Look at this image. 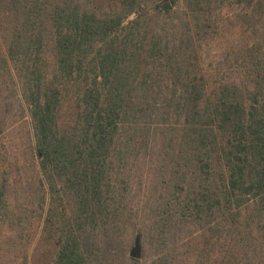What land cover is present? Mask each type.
<instances>
[{
  "label": "trees",
  "instance_id": "obj_1",
  "mask_svg": "<svg viewBox=\"0 0 264 264\" xmlns=\"http://www.w3.org/2000/svg\"><path fill=\"white\" fill-rule=\"evenodd\" d=\"M161 1L0 0V264H264V0Z\"/></svg>",
  "mask_w": 264,
  "mask_h": 264
},
{
  "label": "rangeland",
  "instance_id": "obj_2",
  "mask_svg": "<svg viewBox=\"0 0 264 264\" xmlns=\"http://www.w3.org/2000/svg\"><path fill=\"white\" fill-rule=\"evenodd\" d=\"M165 2L170 3V0H162L161 1L162 9H163V5L165 4ZM9 123H13L15 126L17 125V131H16L17 134H19V135L24 134V136H27L29 134L31 123H30L28 111H27L25 105H19L18 103H17V105H15L13 110L10 111ZM143 217H146V216H143ZM136 235H134V237H132V239H130L128 241V253H130L131 248L134 246V241H135ZM142 244H143V255H142V258H140V259L144 260L143 258L145 257L146 249H145L144 243H142ZM149 260H151V259H149Z\"/></svg>",
  "mask_w": 264,
  "mask_h": 264
},
{
  "label": "water",
  "instance_id": "obj_3",
  "mask_svg": "<svg viewBox=\"0 0 264 264\" xmlns=\"http://www.w3.org/2000/svg\"><path fill=\"white\" fill-rule=\"evenodd\" d=\"M172 5L169 2H165V4L163 5V9L167 10V9H172ZM141 234H137L135 236V241H134V246L131 248L130 250V256L140 259L142 258L143 255V244H142V238H141Z\"/></svg>",
  "mask_w": 264,
  "mask_h": 264
}]
</instances>
